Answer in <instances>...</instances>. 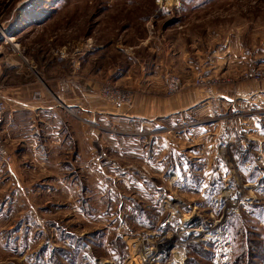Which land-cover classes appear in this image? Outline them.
I'll list each match as a JSON object with an SVG mask.
<instances>
[{
  "label": "rangeland",
  "instance_id": "obj_1",
  "mask_svg": "<svg viewBox=\"0 0 264 264\" xmlns=\"http://www.w3.org/2000/svg\"><path fill=\"white\" fill-rule=\"evenodd\" d=\"M3 92L70 151L7 145L0 264H264V0H0Z\"/></svg>",
  "mask_w": 264,
  "mask_h": 264
},
{
  "label": "crops",
  "instance_id": "obj_2",
  "mask_svg": "<svg viewBox=\"0 0 264 264\" xmlns=\"http://www.w3.org/2000/svg\"><path fill=\"white\" fill-rule=\"evenodd\" d=\"M10 95V94H8ZM6 92H3V96H8ZM9 101L7 105V111L5 114V118L2 124V137L5 140L6 144L9 147L15 148L14 150H19L20 152H23L21 154L24 155L26 158L27 156L31 157V149L35 142H33L37 138L36 134V126H37V116L40 114L44 115V119H46L50 123V128H52L51 132V143H58L59 141H55L53 139V135L58 134L63 136V149H67L70 151V147H65L66 143L64 142V137L68 134L66 130V124L69 119V115L64 111V106L60 103L56 102H38L33 101L31 97H18V96H8ZM13 99V100H12ZM65 104V102H64ZM67 106H74L77 110L81 109V112H84V107L73 102L70 105ZM47 114L49 117H47ZM42 120V119H41ZM46 122V124H48ZM80 126L83 127V124L79 121H75L72 124L73 127V135L75 136V141H77V146L79 150H81V153L83 155V152L85 151V144H84V130L85 127L80 129ZM20 127L23 129V135L21 139H18L19 144L17 147H15V143L18 137V133L16 131V128ZM79 141V142H78ZM55 145V144H54ZM58 148V147H57ZM24 158V159H25ZM52 160V159H51ZM4 160L0 159V179L2 181L5 179V168ZM21 166V167H20ZM18 167L23 168V163L21 162V165L9 164L7 169H10L15 177L18 176Z\"/></svg>",
  "mask_w": 264,
  "mask_h": 264
},
{
  "label": "built area",
  "instance_id": "obj_3",
  "mask_svg": "<svg viewBox=\"0 0 264 264\" xmlns=\"http://www.w3.org/2000/svg\"><path fill=\"white\" fill-rule=\"evenodd\" d=\"M7 111V105L4 101L0 100V159L4 161H10L11 160V154L8 150L7 144L5 140L2 137V124L5 118V114Z\"/></svg>",
  "mask_w": 264,
  "mask_h": 264
},
{
  "label": "trees",
  "instance_id": "obj_4",
  "mask_svg": "<svg viewBox=\"0 0 264 264\" xmlns=\"http://www.w3.org/2000/svg\"><path fill=\"white\" fill-rule=\"evenodd\" d=\"M251 264H255V263L252 262Z\"/></svg>",
  "mask_w": 264,
  "mask_h": 264
}]
</instances>
